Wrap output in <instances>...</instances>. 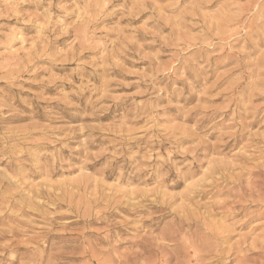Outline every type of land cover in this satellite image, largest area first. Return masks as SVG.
<instances>
[{"label": "rangeland", "instance_id": "374dc122", "mask_svg": "<svg viewBox=\"0 0 264 264\" xmlns=\"http://www.w3.org/2000/svg\"><path fill=\"white\" fill-rule=\"evenodd\" d=\"M0 264H264V0H0Z\"/></svg>", "mask_w": 264, "mask_h": 264}]
</instances>
